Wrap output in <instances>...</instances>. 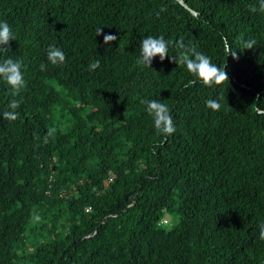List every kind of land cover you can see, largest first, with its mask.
Instances as JSON below:
<instances>
[{"label":"trees","instance_id":"16d2710c","mask_svg":"<svg viewBox=\"0 0 264 264\" xmlns=\"http://www.w3.org/2000/svg\"><path fill=\"white\" fill-rule=\"evenodd\" d=\"M253 5L0 0L15 37L0 62L21 60L26 82L13 96L0 78V264H264V13ZM148 35L170 42L150 67L137 62ZM178 40L229 81L187 86L194 77L170 62ZM50 45L64 63L47 60ZM13 99L19 117L4 120ZM145 100L169 107L173 134L157 132Z\"/></svg>","mask_w":264,"mask_h":264},{"label":"clouds","instance_id":"9594fccd","mask_svg":"<svg viewBox=\"0 0 264 264\" xmlns=\"http://www.w3.org/2000/svg\"><path fill=\"white\" fill-rule=\"evenodd\" d=\"M166 7L161 6L159 12L156 13L159 17L160 12L166 11ZM249 11L255 13L257 11L264 13V0H258V6H250ZM97 36L102 34V28L96 30ZM117 39L115 35H105L104 43L109 44ZM15 40L12 33L11 26L7 21L0 22V52L9 50V42ZM169 41L161 35L154 37L148 35L140 41L138 64L150 67L152 60L159 56L163 61L168 55ZM175 46L178 49L177 56H170V62H174L176 65L186 66L187 71L194 77L189 80L187 86L191 87L197 82L202 83L205 86L220 85L229 77L225 70V67H218L212 63L211 58L206 56L197 50V48L191 43H185L183 40L175 42ZM256 46L255 39H249L243 41L244 49H252ZM227 48L228 55L230 54L233 59H237V52ZM66 57L63 51L55 46L50 45L47 49V60L52 65H58L64 63ZM100 65L99 60H94L89 64L90 70H95ZM23 62L21 60H14L11 58L5 59L0 62V78H2L12 90V95L17 96L21 90L25 88L26 82L24 79V73L22 71ZM45 64L40 65L41 71L46 69ZM146 110L149 116L153 118L155 129L158 133L171 135L175 132V126L170 114L169 107L157 100H145ZM20 107V101L13 99L9 102L8 108L10 110L2 113V118L8 121H15L19 117V112L16 111ZM206 107L213 111L219 110L220 104L215 99H208L206 101ZM56 132L55 128H49L47 135L44 137L43 142L47 143L48 138L52 137ZM259 239L264 241V222L259 225Z\"/></svg>","mask_w":264,"mask_h":264},{"label":"rangeland","instance_id":"374dc122","mask_svg":"<svg viewBox=\"0 0 264 264\" xmlns=\"http://www.w3.org/2000/svg\"><path fill=\"white\" fill-rule=\"evenodd\" d=\"M164 217L169 220V223L168 224H165L168 227L173 226L177 222V218L176 217H173V218L170 217V216H164Z\"/></svg>","mask_w":264,"mask_h":264},{"label":"built area","instance_id":"2783aa9c","mask_svg":"<svg viewBox=\"0 0 264 264\" xmlns=\"http://www.w3.org/2000/svg\"><path fill=\"white\" fill-rule=\"evenodd\" d=\"M165 222H166V219H162V220H161V223H165Z\"/></svg>","mask_w":264,"mask_h":264},{"label":"water","instance_id":"95a60500","mask_svg":"<svg viewBox=\"0 0 264 264\" xmlns=\"http://www.w3.org/2000/svg\"><path fill=\"white\" fill-rule=\"evenodd\" d=\"M184 6H187L185 3H183L182 1H180ZM194 13V12H193ZM195 14V13H194Z\"/></svg>","mask_w":264,"mask_h":264}]
</instances>
